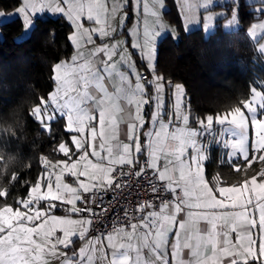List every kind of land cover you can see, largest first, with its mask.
Segmentation results:
<instances>
[{
  "label": "crops",
  "instance_id": "1",
  "mask_svg": "<svg viewBox=\"0 0 264 264\" xmlns=\"http://www.w3.org/2000/svg\"><path fill=\"white\" fill-rule=\"evenodd\" d=\"M228 3L230 0H223L214 5L221 4L220 6L226 7L225 4ZM164 7V0H83V3L76 7V11L69 13L73 17L71 22L75 24L76 30L71 28L68 37L71 35L75 44L70 43L69 56L62 59L59 66L54 65L57 67L58 77L53 87L56 91L53 92L52 89L45 104L50 106L54 114L53 119L63 118L65 129L79 127L83 120L89 117L85 134L79 135L80 138H77L75 143L67 145L71 149V157L65 160L68 159L67 162L72 165L70 169L76 177L77 192L81 194L100 191L111 184L112 172L116 166L139 164L142 168L141 164L145 161L149 172L164 183L165 189L172 196L179 197V201H170L161 205L158 210L146 211L133 224L130 232L119 230L105 235L104 238L113 243L112 249H120L123 245L115 254L111 249V264L113 259L115 264H145V261L147 264H182L181 254L183 252L186 262L188 254L183 250L189 245L193 252L192 264H251L255 258L264 264V178H252L226 186L210 183L205 176L204 167L207 150L206 157L193 155L190 147L194 143V137L191 135L192 140H186L190 126H181L180 123L179 129H176L174 106L167 96L163 117L165 127L157 123L159 139L153 134L151 141L146 144L144 133L151 131L153 114L159 116L164 97H160L157 88L155 107L152 104L145 106L144 100H152L153 91L149 90L145 94L141 86L146 82H151L154 86L158 84L156 79L148 76V71L141 63L136 61L131 67H126L125 64L111 62L124 81L122 86L119 80L116 81V92H105L101 97L99 92L93 90L91 95L95 98L85 103L82 110L65 107L66 96L71 98L75 93L82 95L83 89L77 88L76 82L81 85L86 83L84 69H96L104 59L99 55L93 59L95 53H99L101 49L107 55H112L114 50L119 51L125 46L123 36L131 41L134 30L139 32L141 40L144 38L143 34L150 33V36L155 38L151 45L158 36L161 37L160 41L162 40L164 33L161 21L165 19ZM16 9L17 7L3 12L4 17L0 20L18 18L11 15ZM224 13L228 15L229 10L225 8ZM78 15H91L94 22L84 21L85 24L81 26ZM47 16L66 21L63 14L49 10L37 13L34 21L36 18ZM220 19L224 17L217 19L221 27ZM32 26L33 24L27 29L23 28L25 35ZM250 27L246 30L247 37L264 56V45L261 42L264 41V34L255 37L252 25ZM197 28L199 27H192L189 31ZM89 29L91 31H88ZM229 30L227 29V32ZM98 31L99 35L105 38L92 40L91 37L96 36ZM169 34L168 32L166 35ZM83 36L89 37L87 47L81 39ZM141 75L147 78L141 80ZM120 87L124 90L120 91ZM91 117L94 120H91ZM145 120L149 123L144 124L141 129L140 125ZM168 123L172 124V130L166 127ZM68 133L71 134L70 131ZM173 187L177 191H169ZM78 200L75 212L82 223L80 222L78 231L74 232L75 249L82 238H95L87 235V220L77 215ZM55 213H62V208L56 209ZM165 240L167 249L164 247ZM145 241L151 242L148 244L149 249H153L156 244L160 245L159 257L155 251L143 253Z\"/></svg>",
  "mask_w": 264,
  "mask_h": 264
},
{
  "label": "trees",
  "instance_id": "2",
  "mask_svg": "<svg viewBox=\"0 0 264 264\" xmlns=\"http://www.w3.org/2000/svg\"><path fill=\"white\" fill-rule=\"evenodd\" d=\"M165 16L177 26L176 41L166 35L158 43L154 71L165 83L182 84L184 107L190 125L206 116L243 109L252 89L264 87V56L246 34L251 23L261 17L251 5L238 0V27L215 29L204 36L202 29H181L173 0H164ZM20 0H0V12L14 9ZM231 9V3L225 4ZM71 28L62 18H36L28 35L22 22L12 18L0 22V207L16 205L27 197L31 185L43 172L41 160L64 159L59 146L69 145V133L62 117L45 129L34 109L52 91L53 67L71 53L68 34ZM171 86H166L170 89ZM228 161L220 146L207 149L205 176L210 183L222 186L250 178H264V159L251 162ZM251 264H262L258 258Z\"/></svg>",
  "mask_w": 264,
  "mask_h": 264
},
{
  "label": "rangeland",
  "instance_id": "3",
  "mask_svg": "<svg viewBox=\"0 0 264 264\" xmlns=\"http://www.w3.org/2000/svg\"><path fill=\"white\" fill-rule=\"evenodd\" d=\"M221 1L223 0H173L181 29L188 32L192 27H199L202 29L204 36H207L213 31L217 19L224 17V19H220L223 31H227V29L234 31L238 26L237 2L236 0H230L232 5L227 15V13H224L226 7L220 6L221 4L214 5ZM244 1L253 4L251 9L256 14L260 15L264 12V0ZM261 16L260 19L251 23L255 37H261L264 34V14H261ZM4 21L6 20H0V22ZM161 22H163V38L169 32L171 38L176 41L179 37L177 26L166 16ZM24 32L23 37L29 34V32H26L25 35ZM131 36V41L123 36L125 46L119 51L114 50L112 55L115 53V56L112 62L131 67L136 61L141 63V56L147 53V64L151 67L154 59L153 49L156 46V51L158 50L157 43L161 37L158 36L155 43L151 45L155 38L150 36V33L143 34V40L140 39L137 30H134ZM261 42L264 45V41ZM131 44H135L136 47L133 48ZM146 71L148 70L146 69ZM148 76L156 79V83L160 84L158 78L161 76L154 70L148 71ZM144 77L147 78V76ZM165 85L171 87L170 89L158 87L160 97L163 99L167 93V97L170 98V102L174 106L176 121H181V126H190V133H188L189 136L186 135V140H192L191 135L194 137V143L190 147L194 156L206 157V150L214 145L220 146L224 150V157L228 161L237 158L241 160L250 158L253 163L264 159V136L255 134L258 123L264 126V114H260L255 105L252 106L251 112H256L259 115V120L254 119L251 112L245 111L248 105L247 102L243 109L217 116H206L198 119L195 125L192 126L189 123L188 112L184 107V88L182 84L165 83ZM251 92V99L255 100L257 104L264 101V94L260 90L252 89ZM253 92L255 93L254 96ZM45 102L46 98L42 102L43 107L46 105ZM33 113L39 122L44 123L43 127L45 129L48 128V123L55 119H53L54 114L49 105L43 110V113H41L39 107L35 108ZM88 119L89 117H86L79 127L71 128L74 130L70 131V142L75 143L82 133L85 134ZM90 119L94 120L92 117ZM74 145L78 146L77 144ZM257 149L260 151H257ZM58 150L61 155L66 157L53 161L41 160L44 170L31 185L27 197L17 200L16 205H3L0 207V226L5 228V231L0 233V240L3 241L5 264H8L13 256L20 257L17 264H81V257H87L88 259L84 260V264H89L93 256L103 255L105 242H101L99 248H97V242L104 236H95L92 240L88 237L82 238L79 246L76 249L74 248L76 242L74 232L78 231L80 222L82 223L75 212L76 200H78L80 193L77 192L76 177L72 175L70 169L72 165L67 162L68 159L65 160L67 157H71V149L63 143ZM61 208L62 213L56 214L55 210ZM60 229L63 232L58 231ZM105 241L109 249L108 258L99 259L97 257V264H111L112 262L111 249L113 243L108 242L107 238H105ZM64 244H70V246L65 249L62 246ZM89 245L93 246L94 251H89ZM50 251H55L57 254L53 256ZM9 253H13V256H9ZM73 257H76V259H73Z\"/></svg>",
  "mask_w": 264,
  "mask_h": 264
},
{
  "label": "snow or ice",
  "instance_id": "4",
  "mask_svg": "<svg viewBox=\"0 0 264 264\" xmlns=\"http://www.w3.org/2000/svg\"><path fill=\"white\" fill-rule=\"evenodd\" d=\"M83 3V0H20L19 5L17 6L16 12L11 14L15 15L18 18L21 19L22 22V27L27 29L31 27V25L34 23V17L37 13L43 12L45 10H49L53 13H61L66 19V22L69 24V27L73 29V31L76 30L75 24H73L71 21L73 17L69 15L70 12L76 11V7L81 5ZM126 6V5H125ZM4 17V13L0 12V18ZM77 19L79 20V23L81 26H83L85 23L84 21H87L88 23L94 22V17L91 15H78ZM88 31H91L90 29ZM106 31V30H105ZM129 36H130V31H129ZM105 37L99 35V31L97 32L96 36L91 37L92 40L95 39H100L103 40ZM69 42L72 44H75L73 37L70 35L68 37ZM83 39L85 47L88 46L89 44V37L83 36L81 37ZM133 48L136 47L135 44L132 45ZM74 50L75 47H74ZM154 51V59L152 61V66L149 67L147 64L148 56L147 53L143 54L141 56V64L143 67H145L149 72L153 71L155 68V62H156V46L153 49ZM99 55L102 56L104 59L101 61L100 65H97L96 69H92L91 67H88L84 69V80L86 83L84 85L79 84V82H76V87L77 88H82L83 92L82 95L79 93H75L69 97H65V100L67 101V104L65 107H68L69 109H75L77 111L82 110V107L85 103H88L90 99H94L95 97H92L91 93L93 90L99 92L100 96L103 97L105 92H116L117 91V83L116 81H120V85L122 86L124 81L121 78V73L117 70H115V65L112 64L111 62L114 60L115 53L113 55H107L106 52L101 49L99 53H95L93 55V59H95V56ZM56 65H60V61L56 62ZM72 75V74H69ZM57 67L53 68V82H57ZM145 77H141V80H144ZM160 80V84L158 86H154L151 82H146L144 85H142V90L145 92V94L151 90L153 91V98L152 100L145 99L144 104L145 106L152 104L153 107H155L156 104V99H155V92L157 88H163L166 87L165 82L163 81V78L160 77L158 78ZM260 88V91L262 94H264V87L258 86ZM124 89L120 87V91H123ZM56 91V89H53V92ZM255 93L253 92V96ZM166 96L167 93L165 94L164 99L161 101V111L159 113V116L157 117L155 113L153 114L152 117V123L150 124L151 131L144 133V140L147 143H149L152 139L153 134L156 135L157 139H159V133L157 132L156 129V124L159 123L161 127H165L163 117L165 116L164 112V107L166 106ZM255 105L257 109H259L260 114H264V101H261L259 104L256 103L255 100L249 99L248 105L245 109L246 112H251L252 106ZM55 111V110H54ZM251 115L253 116L254 119L259 120V115L256 112H251ZM101 116V123H103V112L100 113ZM149 121L145 120L143 124L140 125L141 129L144 128V124H148ZM166 127L169 130H172V124L168 123L166 124ZM180 127V122L176 121V129H179ZM67 131H73L74 129H65ZM257 136H264V126L261 124H257V131L255 132ZM95 139V138H94ZM79 150V149H77ZM139 152V148L137 149ZM257 151H260L257 149ZM159 166V163H158ZM169 191H177L175 187L169 189ZM91 221H89V224ZM182 226V225H181ZM174 230V229H173ZM5 231V228L3 226H0V233H3ZM63 232L62 229L58 230ZM161 231H163V225H161ZM107 235V234H105ZM105 242V247L103 250V255L99 256V254L93 256L92 260L89 261V264H97V257L99 259H107L108 258V246L106 244L105 238L101 237L100 241L97 242V248L100 247V243ZM139 243V241H138ZM151 243L150 241H145V247L142 250L143 253H148L150 251H155V254L157 257H159V252L158 249L160 247L159 244L154 245L153 249L148 248V244ZM3 241L0 240V264H5V259H4V251H3ZM65 249L70 246V244H64L62 245ZM164 247L167 249V240L164 241ZM123 248V245L120 246V249ZM120 249H112L113 254L118 252ZM27 251V249H25ZM89 251H94L93 246L89 245ZM184 252H187V259L185 262V257L183 256V252L181 254V261L182 264H192V249L191 246L189 245L186 247ZM50 254L55 256L57 253L55 251H50ZM67 255V253H65ZM9 256H13V253H9ZM20 257L13 256L11 260L8 261V264H17V260H19ZM73 259H76V257H73ZM81 264H84V260L88 259L87 257H81ZM113 264H115V261L113 259ZM145 264H147V261H145Z\"/></svg>",
  "mask_w": 264,
  "mask_h": 264
},
{
  "label": "built area",
  "instance_id": "5",
  "mask_svg": "<svg viewBox=\"0 0 264 264\" xmlns=\"http://www.w3.org/2000/svg\"><path fill=\"white\" fill-rule=\"evenodd\" d=\"M141 166H116L109 186L79 195L77 215L87 220L89 237L105 236L119 230L130 232L146 211L179 201L178 196H172L164 183L149 172L145 161Z\"/></svg>",
  "mask_w": 264,
  "mask_h": 264
}]
</instances>
